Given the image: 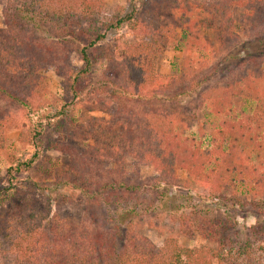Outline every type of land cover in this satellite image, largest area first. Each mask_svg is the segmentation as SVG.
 I'll return each instance as SVG.
<instances>
[{"label": "trees", "instance_id": "16d2710c", "mask_svg": "<svg viewBox=\"0 0 264 264\" xmlns=\"http://www.w3.org/2000/svg\"><path fill=\"white\" fill-rule=\"evenodd\" d=\"M171 6L175 11L183 9L187 15L193 11L202 13L203 17H197V28L214 33L222 47L236 43L237 29L253 33L264 30V0H153L145 6L144 17L138 18L136 12L131 11L112 16L107 21L99 20L100 0H9L3 13L4 28L0 29V96L9 101L19 99L18 104L24 105L26 102L21 95L33 97L45 90L47 78L41 70H45L50 62L42 55L41 46L29 37V32H34L49 35L66 52L80 57L81 66L66 69V75L65 69L58 65L53 67L55 74L65 75L63 78L72 87L77 102L83 99L85 104H93L95 96L103 93L115 100L181 104L183 99L198 92L201 81L206 83L209 79L196 78L199 66L203 65L198 58L202 56L199 47L204 39L198 34L186 33L185 29L176 32L173 23L166 22L173 18L172 12L168 14L166 10ZM112 30L123 32L122 40L136 32L140 34V40L124 45L120 59L114 57L116 50L100 47ZM176 39L185 50L181 65L176 74L162 75L156 70L157 61ZM103 59L119 63L113 71L105 73L107 79L98 85L99 91L89 89L91 85L87 79ZM246 68L247 65L238 77L228 78L222 86L214 84L203 93L205 95L202 94L210 101L211 114L220 120L209 150L203 148L199 140L179 135L175 130L185 117L165 107L141 113L144 129L139 137L131 132H117L104 119H90L89 128L84 131L88 132L86 138L95 143L90 148L95 154V163L110 159L120 171L125 158L131 156L157 173L156 185L148 187L147 192L151 194L148 203L141 200L123 204L127 196L140 190L137 185L114 182L90 186V178L82 174L75 162L54 173L45 184L29 178L19 180L17 175L30 169L38 158L44 126L37 123L32 127L27 120L17 124L20 142H32L34 152L25 161L14 162L11 157L13 165L8 169L7 186L0 188V200L13 194L15 200L10 205L11 210L5 211L16 220L15 224L7 222L4 228L0 227V241L3 239L8 245L6 250L1 249L2 255H13L15 264H214L212 259L216 264H225L226 258L232 255L244 258L247 245L243 249L227 247H233L235 242L223 234L229 224H221L223 213L220 210L227 206L240 208L264 218V143L261 141L264 137V133L261 134L264 95L252 87ZM252 90L253 113L246 116L247 106L238 113L240 101L237 97L251 98ZM28 115L26 112L25 118L28 119ZM45 118L49 119L43 111L41 121ZM6 127L5 118L0 114V150L4 149ZM31 128H36V132L33 133ZM50 148L58 147L51 144ZM84 164L89 165L83 161ZM179 171H185L188 178L208 186L203 202L215 209L197 206L195 197L185 194L182 197L186 202L179 207L187 213L171 218L181 221V234H196L217 243L219 249L216 251L206 247H181L173 238L167 239L163 248H157L135 230V224L142 222L146 215L158 218L159 209L167 203L162 198L180 188ZM233 174L238 181L245 178L247 182L252 181L253 195L246 206L235 196L222 194ZM50 189L71 193L67 196L69 202L84 199L87 205L110 204L112 218L105 220V223L112 222L109 230H78L56 220L47 231L43 230L48 213L39 211L36 203L39 195ZM114 215L116 219L113 220ZM256 225L260 226V223Z\"/></svg>", "mask_w": 264, "mask_h": 264}, {"label": "rangeland", "instance_id": "374dc122", "mask_svg": "<svg viewBox=\"0 0 264 264\" xmlns=\"http://www.w3.org/2000/svg\"><path fill=\"white\" fill-rule=\"evenodd\" d=\"M8 1L0 0V29L4 28L3 13ZM100 1L101 10L98 13L100 21H107L112 16L124 15L131 11H135L138 18L144 17L145 6L153 2V0ZM166 10L168 14L172 12L173 16V18H168L170 20H166V22L168 24L173 23L172 27L176 32L185 29L186 33L198 34L204 39V41L202 40V46L199 47L202 56L198 58L203 65L199 66L196 78L199 80L208 78L209 80L206 83L201 81L202 86L198 92L194 93L191 98L183 99L179 105H154L129 100H115L103 93L95 96L93 104H85L83 99L77 102L73 97L72 87L63 77L67 74L66 69H77L81 66L80 57L70 54L68 51L66 52L49 35L29 32V37L41 46L42 55L50 62L45 70H41L47 81L45 90L41 93L39 92L33 97L21 95L24 98L22 100L26 102L24 105L18 104L19 99L9 101L0 96V114L5 118L8 125L4 131V149L0 150V188L7 186L8 169L13 165L11 157L14 158V162L17 160L25 161L30 159L34 152L32 142L30 143L29 140L20 142L19 139L20 132L17 126L27 120L26 123H30L32 127L37 123H42L44 126L40 137L43 140V145L40 146L38 158L31 168L17 175L19 180L29 178L36 180L37 183L45 184L51 180L54 173L60 172L75 162L82 174L90 178V186L114 182L137 185L140 190L132 196H127L123 200V204L131 201L141 202V200L148 203L151 199V194L147 192L148 187L149 185H156L157 173L152 168L138 163L131 156L125 158L124 167L120 171L119 166H116V163L110 159L95 163L93 156L95 154L90 150L95 143L93 140L86 138L88 132L84 131L89 128L91 118L104 119L111 123L117 132H131L139 137L140 132L144 129V124L140 121L141 113L146 110L165 107L168 111H173L178 116L183 115L185 117V120L175 130L179 135L183 138H195L202 143L203 148L209 150L214 143L220 120L211 114L210 101L207 100L206 96H203L205 95L203 93L207 92V89L213 87L214 84L222 86L228 78L243 74V67L247 65L246 73L249 74L247 79L252 87L258 90V93L264 95V30L253 33V31L244 32L237 29L236 43L231 47H222L214 33L197 28V17H203L202 13L193 11L192 14L187 15L183 9L172 10V6L166 8ZM76 12H79V9ZM122 35L123 32H116L115 30L108 32L104 44L100 47L106 46L111 50H116L117 55L114 57L120 59L124 45L128 46V44L140 40L138 32L125 40H122ZM184 51L183 48H180L177 39L173 40L158 59L157 72L167 76L176 74L184 57ZM197 55H199V52ZM116 63L119 62L101 60L87 79L88 84L91 85L89 89L96 88L99 91L98 85L107 79L105 73L113 71ZM57 65L65 69L64 76L55 74L53 67ZM214 70L215 72H213ZM211 73H213V76H211ZM96 89L95 92H98ZM251 94V98L237 97V101H240L237 107L238 113L245 106L248 108L246 116L253 113L254 102L250 100L253 99V90ZM262 99H264V96ZM247 103L248 105H246ZM43 111L49 119L45 118L41 121ZM26 112L29 113L28 119L25 118ZM31 131L35 133L36 128H31ZM33 133L31 135L36 137ZM263 133L264 129L261 134L263 135ZM261 141L264 143V137ZM51 144L57 145L58 148H50ZM83 161L88 162L89 165H83ZM247 167L252 168L250 164H247ZM250 173L253 175L252 171ZM178 175L181 177L180 188L172 190L166 194L165 198H162L163 201L166 199L167 203L159 209L158 218L154 219V217L151 218L146 215L142 222L138 221L135 224V230L137 234L146 237L157 248H163L165 241L173 238L177 240L178 245L181 247L190 249L206 247L216 251L219 249L217 243L203 239L200 235L181 234L179 224L181 221L172 220L171 216L178 218L182 216V213H187L186 209L182 210L179 207V205L186 202L182 197L185 194H188L185 196L195 197L193 200L197 206L215 209L208 202H203L208 186L205 187L202 183L188 178L185 171H179ZM235 176L236 174L230 176L231 180L222 190V194L224 196H235L236 199L243 201L246 206L253 195L252 181L247 182L245 178L241 182ZM12 195L9 194L5 200H0V227L3 228L8 224L7 222L16 223V220L9 217L5 211L6 209L11 210L10 205L15 200ZM70 195L72 194L67 191L57 192L53 189L39 195L36 206L38 205L39 211L48 213L47 220L43 222V230L47 231L54 220L78 230L82 228H86L89 232L102 229L109 230L112 222L105 223V220L107 217L112 218L113 208L110 204L106 205L102 202L96 206L87 205L84 199L79 201L75 199L73 202H69L67 196ZM220 213H223L221 224L223 222L229 224L223 234L235 242L232 245L233 247L231 245H227V247L243 249L247 245L248 248L244 258L239 259L232 255L226 258L225 264H264V218L256 217L253 213L246 212V210L229 208L228 206L223 207ZM114 219H116V215L113 216ZM257 223H260V226H257ZM0 242H2V246H0V264H15L13 255H2L1 249L6 250L8 245L3 239ZM212 261L216 264V260L212 259Z\"/></svg>", "mask_w": 264, "mask_h": 264}]
</instances>
